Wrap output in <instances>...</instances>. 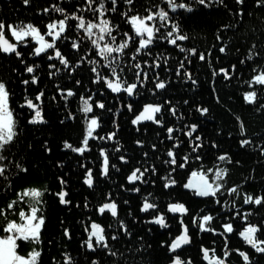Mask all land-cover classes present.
I'll use <instances>...</instances> for the list:
<instances>
[{"label": "rangeland", "instance_id": "374dc122", "mask_svg": "<svg viewBox=\"0 0 264 264\" xmlns=\"http://www.w3.org/2000/svg\"><path fill=\"white\" fill-rule=\"evenodd\" d=\"M21 1L25 5L32 0ZM140 2L142 0H48L49 9L43 8L36 14L40 15L42 11L47 14L49 10L50 16L46 19L19 22L17 25L0 24V56L8 53L5 54L6 59L12 57L19 63L23 59H29V62L26 61L27 67L25 63L21 66L22 77L29 80L19 83L23 90L20 100L16 103L11 102L13 95L10 94L13 92L18 95V91L13 87L8 88L7 85L8 81L13 84L14 79L0 78V200L12 193L11 199L6 201V207L0 208L2 219L0 264L37 263L36 238L45 219L41 207L44 193L33 185L20 187L11 192L7 185L11 166L6 155L9 144L15 141L19 130L22 129L21 120L28 126L48 125L44 116V102L53 103L49 110L50 114H58L57 110L61 109L68 112L69 120L77 119L81 127V136L74 146L65 142L63 149L71 154L69 159L71 163H78L74 156L84 159L81 162L84 174L80 183L95 194L96 191L98 193L102 191L103 185L111 188L113 192L116 191V187H111L112 183L110 184L112 178L119 175L117 174L119 167L112 163L115 159L120 160V164L125 161L123 166L129 165L128 159L120 156L123 148L119 135L121 128L125 130L130 127L137 135L147 127L159 130L167 127L164 135L166 142L171 145H164L166 152L163 162L161 164L152 162L150 165L151 160L145 161V154L139 155L138 164L132 166L124 175L123 184H118L119 191L124 195L138 197V201L132 203L138 211L137 214H132L124 220L123 215H129L133 207L123 203L122 208H119L117 199L109 194L99 199L91 208H85L84 214L94 216L87 217L81 229L80 244L85 246L88 254L98 251L108 254L112 242L118 240L113 225L123 228L127 220H131L137 230L145 226L149 231L146 232L147 235L153 233L155 229V242L159 243L161 248L166 246V264L264 263V187L252 194L240 190V184L232 185L227 179L231 171L228 162L230 158L226 156L227 162L222 161L221 156H217L209 165L194 162L188 165L183 159V154L186 151L188 158H194V147L188 140L195 134V124L189 123L191 135H188L181 126L185 121L183 116L181 114L176 116L173 107L165 109L170 105L169 101L164 98L151 99L161 93L168 83L170 84V78L174 84L176 83L175 79H179L180 72L187 66L183 60L189 63L188 60L194 58V50L185 46L186 36L182 34L180 18L183 14L192 13L196 8H215L221 4L220 0H150L149 7L138 9L135 6L140 5ZM236 2L240 4V0ZM81 3L91 5L81 10L77 8ZM96 5L97 8H92ZM93 12L97 13L98 19L94 18L93 22L84 21L86 19L82 16H88ZM135 16L145 19L143 23L150 25L147 27L148 30L155 31V38L145 29L136 31L135 27H130V22ZM57 19L63 22V27L58 26L59 28L69 27V30L66 29L59 38L52 35L53 29H49ZM117 25L121 28L126 26V30L131 31L120 32L119 29H115ZM134 38H137L139 50L129 51L127 46L135 43ZM98 39L106 43L100 47ZM36 42L42 43L39 50L34 47ZM261 47H264V44ZM220 52L224 54L222 48ZM158 62L163 64V68L158 66ZM261 64L264 68V59L261 60ZM233 69L231 66L230 75L224 71L225 69H221L220 72L225 79H229L234 75ZM221 74L217 72L213 76L215 78V75ZM183 75L189 77L188 73ZM185 80L183 81H189L196 86L193 80ZM55 81L63 82L62 86L54 84ZM52 87L55 88L53 94ZM242 95L244 102H254L255 98L264 102V70L245 78ZM23 102H29L31 106L22 105ZM149 106L156 121L138 119L142 111ZM173 126L180 127L177 129ZM239 132L243 137L247 135L243 127H240ZM182 134L188 142L187 147H184V141L181 140ZM200 141L199 138L197 142L200 144ZM163 142L160 138L158 148H163L161 144ZM246 143L248 142H243L241 146ZM135 144L139 147V143ZM259 146L261 147V144L256 148L250 146V149L259 151L258 159L261 160L259 169L263 171L264 150H260ZM179 147L181 150L178 156L181 159L176 160L174 149ZM146 164L152 173L147 172ZM93 171L97 175L96 178L92 174ZM131 172L141 176V181L146 180L143 183L145 187L139 181L136 183L134 180L126 179ZM176 172L181 174L173 178L172 175ZM156 174H159L158 180L165 196H162L163 194L162 197L153 196L155 193L147 187V183L152 185V177ZM167 181L170 182V186H166ZM261 182L264 184V178ZM69 183L70 188H73V194L81 191L75 178ZM69 183L59 179L58 192L55 191L58 205L63 209L71 206L69 198L72 195L67 191ZM140 188L143 190L141 194ZM199 190H202V194ZM144 192L147 194H143ZM187 199L194 202L193 205L195 201L207 205H200V209L195 210L185 203ZM146 205L152 206V213L141 211ZM213 216L223 218L224 223L219 227L212 226L210 220H213ZM229 222H233L234 225ZM96 230L100 231V237L94 236L93 232ZM206 239L208 241H205ZM203 250L209 252L213 250L216 257H208V254L202 256L205 252ZM207 258L216 261L210 263L207 262ZM63 263L72 264V261L67 257Z\"/></svg>", "mask_w": 264, "mask_h": 264}, {"label": "trees", "instance_id": "16d2710c", "mask_svg": "<svg viewBox=\"0 0 264 264\" xmlns=\"http://www.w3.org/2000/svg\"><path fill=\"white\" fill-rule=\"evenodd\" d=\"M149 1L142 0L140 5L135 7L138 9L149 7ZM220 3L221 6L218 4L215 8H196L192 13L183 14L180 18L182 19L180 28L182 34L186 36L185 46L194 50V58L188 60L189 63L183 60L187 66H184V70L180 72L179 79L176 80L171 74L176 83L174 84L170 78V84L168 83L161 93L151 99L164 98L169 101L170 105L165 109L173 107L176 116L178 114L183 116L185 121L181 126L188 135H191L189 134L191 131L188 127L189 123L195 124V134L191 135L188 140L189 144L194 147V158H188L186 151L183 154V159L188 165L193 162L209 165L217 156H221L222 161L227 162L225 156L229 157L231 173L227 179L234 186L240 184L241 188L239 189L244 193L246 191L255 194L264 187L261 182L264 178V170L259 169L261 163V160L258 159L259 151L251 150L250 146L256 148L258 144H261L259 148L264 150V102L258 98H255V101L251 103L244 102L242 92L245 89V78L264 70L261 64V60L264 59V47H261L264 44V0H240L241 5L236 0H220ZM48 7V0H32L25 5L21 0H0V24L6 26L7 23L16 24L29 20L46 19L50 16L49 10L48 13L46 12L47 14H44L43 11L39 13L40 15L36 14H38L37 11ZM221 48L224 50V54H221ZM158 66L163 68L162 63L158 62ZM231 66L234 68V75L225 79L220 70L225 69L226 73L230 75ZM22 72L20 63L12 57L0 59V78L14 79L13 84L7 80L8 88L12 89L13 87L18 91V95L13 92L10 94L13 95V100H11L13 104L20 100L21 90H23L19 83L29 80L22 77ZM217 72L221 75H215L214 78L213 74ZM183 73H188L189 77L184 76ZM44 74L46 75V72ZM183 80H193L196 86ZM48 83L50 85V81ZM54 84L62 86L63 82L55 81ZM51 90L53 94L55 88L52 87ZM43 99H45V94H43ZM44 104V116L48 125L28 126L21 120L22 129L19 130L15 141L9 144L6 155L11 166L9 170L11 174H9L10 178L7 183L11 192L20 189V187L33 185L44 193L41 207L45 219L42 230L39 231L38 238H36V264H64L67 257L72 261V264H92V262H94L93 264H166V246L161 248L159 243L155 242V229L153 228V233L147 235L149 231L145 226L137 230L133 227L131 220H127V224H125L124 235L121 234V228L114 226L113 229L118 235V240L112 242L108 254L99 251L88 254L85 246H81L80 243L82 224L87 217L92 215L84 214L86 207L91 208L107 194L113 195L117 199L119 208H122L123 203L132 206V203L138 201V197L124 195L119 191V185L123 184L124 175L131 167L138 164L140 160L138 157L145 154V161L151 160L150 165L152 162L156 164L163 162L166 152L164 145H171L166 142L164 135L167 127L162 130L147 127V131H140L137 135L130 127L125 130L121 128L119 135L123 148L120 156L128 159L129 165L118 164L119 173L117 174L119 175L110 181L111 187L115 186L116 191L113 192L111 188L103 185L102 191L99 193L96 191L97 194H95L80 183L84 174L81 168V162L84 159L74 156L78 163H71L69 160L71 154L63 149L65 142L74 146L81 136V127L77 119L69 120L68 112L61 109L57 110L58 114L52 115L49 110L53 103L44 102ZM240 127L245 128L247 132L245 137L241 136ZM160 138L164 141L161 143L163 148L157 146ZM199 138L201 139L200 144L197 142ZM181 140L184 141V147H187L186 143L188 142L184 139L183 134ZM245 141L249 144L241 146ZM135 143H139V147H136ZM180 150L181 147L174 149L176 160L181 159L178 156ZM141 162L144 161L141 160ZM145 166L148 169V164ZM147 172L152 173L149 169ZM92 174L95 178L97 177L95 171ZM180 174L176 172L172 176L176 178ZM13 178L17 179L13 180ZM74 178L81 187V191L76 195L73 194V188H70L69 183ZM158 178L159 174L153 176L152 185L147 183V187L156 194L153 196L162 197L165 196L163 194L165 192L162 191ZM59 179L69 183L67 191L72 196L69 198L71 206L68 209L61 208L55 197V191L57 193L59 188ZM142 188L139 189L140 194ZM143 194H147V192ZM11 195L12 193L0 200V208L6 207V201L11 199ZM185 203L189 208H195V210L200 209V205H207V203L202 204L199 201H195V205H193L194 202L190 199H187ZM137 213L138 211L133 207L131 213L123 215V218L125 220L130 215ZM92 217L94 216L92 215ZM212 219V226L219 227L224 223V219L221 217L213 216ZM229 223L234 225L233 222ZM1 225L2 219L0 218V229ZM195 245L198 246L197 243Z\"/></svg>", "mask_w": 264, "mask_h": 264}, {"label": "bare ground", "instance_id": "6f19581e", "mask_svg": "<svg viewBox=\"0 0 264 264\" xmlns=\"http://www.w3.org/2000/svg\"><path fill=\"white\" fill-rule=\"evenodd\" d=\"M91 5V4H90ZM90 5H85L84 3H81V4H79V5H77V8H80L81 10H83V9H86L87 7H90ZM76 7V6H75ZM92 8H97V5L95 6V7H92ZM143 9H146V7L145 8H143ZM69 10H71V8H69ZM105 12V11H104ZM107 12V11H106ZM105 12V13H106ZM60 18V17H59ZM82 18L83 19H86V20H84V21H92L93 22V19L95 18L96 20L98 19V17H97V13L96 12H93L92 14L90 13L88 16L86 15V16H82ZM62 19H64V18H62ZM143 20H145V19H139L138 17H134V19L133 20H131V24H130V27L131 28H134L135 27V30L136 31H140V30H143V29H145L146 30V32L147 33H150V34H153V36L155 35V31L152 29L151 31L150 30H148V26H150V25H147V23L145 22V23H143L144 21ZM138 21H141L140 23L138 22ZM92 22H90V23H92ZM8 24H10V23H7V25ZM18 23H16V24H14V25H17ZM63 22H61V20L60 19H57V21H55V24H52V25H50V30L51 29H53V32H52V35H54V36H56L57 38H59V36L61 37V35L62 34H64V31L67 29V30H69V27H66V28H59L60 26H62L63 27ZM6 25V26H7ZM31 25V24H30ZM32 26V25H31ZM59 26V27H58ZM115 29H119V31L120 32H123V31H125V33H127V32H130L131 30H126V26H124V29L123 28H121V26H119V25H117V28H115ZM144 31V30H143ZM95 34H98V32H95ZM154 38H155V36H154ZM135 39V43L134 42H132V44H130V46L128 45L127 46V49L129 50V51H133V50H136V51H138L139 49V44H137V42H136V39L137 38H134ZM126 40V39H125ZM142 40V39H141ZM138 41L139 42H141L140 41V39H138ZM105 41H103V40H101V39H98V44H99V46L100 47H102V45H103V43H104ZM122 42H124V41H122ZM106 43V42H105ZM110 43V42H109ZM125 43V42H124ZM72 44H74V42H72ZM35 46V48L37 49V50H39V48L42 46V43L40 44V42L37 44V42H36V44H34ZM95 45V44H94ZM96 47H97V45H95ZM73 47H75V44L73 45ZM48 50V49H47ZM47 50H45L46 52H47ZM5 54H8V53H5ZM3 55L2 57L0 56V59H6L5 58V56L6 55ZM26 58H28L27 56H26ZM26 61H28L29 62V59H23V60H21V62H20V64H21V66L25 63V65H26V67L28 66L27 65V62ZM224 71H226V70H224ZM22 105H30L31 106V104L29 103V102H23L22 103ZM150 107V106H149ZM151 108V107H150ZM152 109V108H151ZM136 111L138 112V109L136 108ZM142 114H145V112H143L142 111ZM141 116V114L139 115V117H138V119H140V120H146V119H144L143 117H140ZM153 120V119H152ZM147 121H149V120H147ZM154 121H156L155 119L153 120V122ZM155 124V123H154ZM113 159H115V158H113ZM125 162V161H124ZM123 162V163H124ZM113 164H114V166H119L118 164H120V160H118V159H115L113 162H112ZM123 163H121V165L123 164ZM126 179H128V180H134L136 183H137V181H139L140 183H141V185L143 186L144 184V182H146V180H143V181H141L140 179H141V176H139V175H137L136 173H134V172H131V173H129V176L128 177H126ZM133 181V182H134ZM170 184V182L169 181H167L166 182V186H170L169 185ZM188 188V187H187ZM190 189H195V188H191V187H189ZM141 191H143L142 189H141ZM151 205L149 206V205H146V206H144L142 209H141V211H145V212H143V213H148V212H151L152 213V209H151ZM116 217H117V215H116ZM210 222H211V220H210ZM115 226V224L113 225V227ZM214 226V225H213ZM214 227H217L216 225L214 226ZM100 230V229H99ZM99 230H96V232H93L94 233V236L95 237H100L101 236V233H100V231ZM126 231V227H123V228H121V234H125L124 232ZM105 232V237H106V231H104ZM183 233V232H182ZM183 236H185V235H183ZM182 236V237H183ZM106 239V238H105ZM167 246H168V244H167ZM200 250H202V248L200 249ZM203 251H205V250H203ZM205 254H208V257H210V256H214V255H216V252H213V250H212V252H209V250L208 251H205L204 253H203V255L202 256H206ZM214 257H216V256H214ZM216 260H214V259H210V258H207V262H210V263H214Z\"/></svg>", "mask_w": 264, "mask_h": 264}, {"label": "water", "instance_id": "95a60500", "mask_svg": "<svg viewBox=\"0 0 264 264\" xmlns=\"http://www.w3.org/2000/svg\"><path fill=\"white\" fill-rule=\"evenodd\" d=\"M144 112H145V114H141L140 117H143L146 120H148V119H154L153 110H151L150 107H147ZM147 115H148V117H146ZM146 120H144V121H146ZM201 191L202 190H199L200 193H201ZM94 232H96V231H94Z\"/></svg>", "mask_w": 264, "mask_h": 264}]
</instances>
